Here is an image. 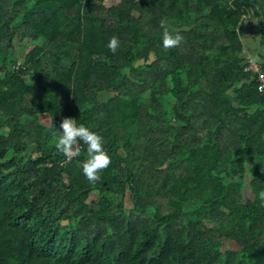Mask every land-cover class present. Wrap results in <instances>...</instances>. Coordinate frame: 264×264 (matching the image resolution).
I'll return each mask as SVG.
<instances>
[{
    "label": "trees",
    "instance_id": "16d2710c",
    "mask_svg": "<svg viewBox=\"0 0 264 264\" xmlns=\"http://www.w3.org/2000/svg\"><path fill=\"white\" fill-rule=\"evenodd\" d=\"M248 52L264 0H0V264H264ZM66 117L111 157L94 185L83 141L70 162L55 148Z\"/></svg>",
    "mask_w": 264,
    "mask_h": 264
},
{
    "label": "clouds",
    "instance_id": "9594fccd",
    "mask_svg": "<svg viewBox=\"0 0 264 264\" xmlns=\"http://www.w3.org/2000/svg\"><path fill=\"white\" fill-rule=\"evenodd\" d=\"M163 27V25H162ZM250 39L249 37L241 36L242 41ZM184 37L179 33L173 34L164 28L162 44L166 49H171L179 47L183 42ZM120 46V41L117 37L113 36L107 47L109 51L115 54L117 48ZM244 59L250 68H259L264 65V58L253 52H249L245 55ZM47 119V117H45ZM54 123V122H53ZM56 132L54 135L58 134V138L55 143L56 150L64 155L66 162H70L74 157L80 154L79 142L87 146L88 159L82 164V172L86 180L90 184H96L101 179V173L106 170L111 165V157L105 151L103 147V138L96 132L89 130L88 127L83 124H77V121L73 118L66 117L60 124L59 129L55 125ZM259 200L264 204V191L259 192Z\"/></svg>",
    "mask_w": 264,
    "mask_h": 264
},
{
    "label": "rangeland",
    "instance_id": "374dc122",
    "mask_svg": "<svg viewBox=\"0 0 264 264\" xmlns=\"http://www.w3.org/2000/svg\"><path fill=\"white\" fill-rule=\"evenodd\" d=\"M254 20V19H253ZM255 23V22H254ZM167 25V27L168 28H170L171 30L173 29H175L174 28V26L173 25H171L170 23H166ZM253 34L257 37V40H259V31H258V29L256 28V25H254V27H253ZM26 51V49H25V46L23 45V44H18V42H16V44H15V52H16V55H17V59L18 60H21V58H22V55L24 54V52ZM106 97H107V95L106 94H101L100 95V99L101 100H105L106 99ZM251 175H252V170H248L247 171V174H246V183L249 181V179H250V177H251ZM92 196L94 197L95 195H93L92 194ZM129 203L127 202V205H128Z\"/></svg>",
    "mask_w": 264,
    "mask_h": 264
},
{
    "label": "built area",
    "instance_id": "2783aa9c",
    "mask_svg": "<svg viewBox=\"0 0 264 264\" xmlns=\"http://www.w3.org/2000/svg\"><path fill=\"white\" fill-rule=\"evenodd\" d=\"M251 69H253V70H258V68H251ZM260 81L262 82V84L259 86V91H261V92H264V77L263 76H260Z\"/></svg>",
    "mask_w": 264,
    "mask_h": 264
},
{
    "label": "crops",
    "instance_id": "0c3cea01",
    "mask_svg": "<svg viewBox=\"0 0 264 264\" xmlns=\"http://www.w3.org/2000/svg\"><path fill=\"white\" fill-rule=\"evenodd\" d=\"M252 23H254V20L252 19L251 21H250V23L248 24L247 23V26L249 27V26H251L252 25ZM249 53V52H248Z\"/></svg>",
    "mask_w": 264,
    "mask_h": 264
}]
</instances>
